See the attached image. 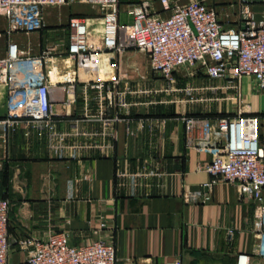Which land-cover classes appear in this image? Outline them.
Returning <instances> with one entry per match:
<instances>
[{"label": "crops", "instance_id": "obj_1", "mask_svg": "<svg viewBox=\"0 0 264 264\" xmlns=\"http://www.w3.org/2000/svg\"><path fill=\"white\" fill-rule=\"evenodd\" d=\"M144 1L164 17L172 13L161 0H120V24H131V8ZM200 1L215 8L226 27L243 29L246 17L264 16V0ZM72 3L48 9L46 27L31 34L10 33L9 22L0 16V60L8 56L11 42L34 57L51 47L59 51L44 65L45 70L59 67V81L52 88L57 135L24 123L7 140L0 139V198L11 202L13 240L67 233L73 245L112 241L117 264H170L177 259L183 264H239L242 255L249 257L248 264H264V255L257 252L261 203L203 170L214 157L208 148L226 137L216 131L211 142L204 141L197 126L190 146L184 121L186 116H235L250 108L264 146V91L256 89L251 77L231 89L228 78L211 79L199 67L182 68L175 73L179 85L170 84L159 80L151 64L141 68L140 53L128 49L99 56L102 78L111 91L124 95L126 106H108L102 116L93 91L89 106L80 91L77 102L69 105L73 94L62 59L70 45L69 12L96 9L77 1L74 10ZM75 72L82 83L79 60ZM7 102L8 88L0 83V119L7 115ZM116 116L119 121L105 124ZM53 139L64 146L63 156L52 147ZM199 189L211 200L186 202L184 194ZM26 259L27 253L14 247L8 264Z\"/></svg>", "mask_w": 264, "mask_h": 264}, {"label": "built area", "instance_id": "obj_2", "mask_svg": "<svg viewBox=\"0 0 264 264\" xmlns=\"http://www.w3.org/2000/svg\"><path fill=\"white\" fill-rule=\"evenodd\" d=\"M79 2L91 5L101 13V43L97 44L91 35L93 23L90 18L69 17L70 45L67 55L62 58L68 90L73 94L67 100L69 105L77 102L75 94L80 91L89 106L93 91L102 116L108 106H126L124 95L111 91L108 81L102 78L99 56L101 52L122 53L128 49L147 53L154 74L170 84L176 83L175 73L182 68L199 67L211 79L228 78L231 89H238L244 77H251L256 89L264 91V16L261 20L246 17L245 28L241 29L223 25L218 11L200 0H161L164 10L172 12L165 17L153 12L151 4L144 1L131 8V24L121 25L120 0ZM70 3V0H0V16L9 22L10 33L31 34L46 27L48 9L60 10ZM58 52L57 48L51 47L34 57L22 51L17 42L10 43L8 56L0 60V83L8 88L7 115L0 119V139L7 140L24 123L40 132L57 135L52 88L54 81L59 80H54L52 73H58L59 67L55 64L53 69L45 70L44 65ZM76 60L84 69L82 83L74 77ZM193 90L187 89L190 94ZM116 121H119L118 116L107 119L105 124L109 126ZM184 121L190 146L195 144L191 133L197 126L203 132L204 141L211 142L216 131L226 137L221 145L211 144L208 148L214 157L203 170L236 185L242 196H250L261 203L258 217L262 232L257 252L264 255V146L258 118L253 116L250 108H244L235 116L215 119L186 116ZM52 147L60 156L64 155V146L57 140H52ZM198 148L202 149L201 146ZM135 186H132V196L136 195ZM184 198L190 204L211 200L203 189L188 191ZM10 210V200L0 198V264L9 263L14 247L27 253L24 264L118 263L117 247L112 241L73 245L67 233L14 241L10 233ZM101 227L106 224L102 223ZM229 233L232 236L233 231ZM248 258L240 256L239 264H248ZM170 264L183 262L177 259Z\"/></svg>", "mask_w": 264, "mask_h": 264}, {"label": "rangeland", "instance_id": "obj_3", "mask_svg": "<svg viewBox=\"0 0 264 264\" xmlns=\"http://www.w3.org/2000/svg\"><path fill=\"white\" fill-rule=\"evenodd\" d=\"M77 1H79V0H70V2H74V3L71 4V7L70 8H75L74 10H77V7H72V5L75 4V2H77ZM67 8H69V7H67ZM69 13L71 14V16H82L81 14H84V15L89 14L88 16L91 17V19L93 20V22H92L93 23V26H92V30H91V35H92V37H93L94 40H96L97 42H99V39H100V37H99L100 36V30H101V27H102V25H101L102 24V15L99 12V10L90 8V10L89 11L87 10V12H83L81 10H77L76 12L72 11V12H69ZM136 51H138L140 53L141 68H144L147 65L150 66L151 61H150L149 55L147 53L141 52V51H139L137 49H136ZM158 78H159V80L160 79H163L160 76H158ZM184 80H186V79H183L182 78V81H184ZM179 82L177 84V79H176V84L177 85H179ZM185 84L186 83H184V85ZM159 94H161V93H159ZM175 94H177V93H175ZM162 98L163 99H167L164 96H162ZM160 99H161L160 97H157L156 100H160Z\"/></svg>", "mask_w": 264, "mask_h": 264}, {"label": "bare ground", "instance_id": "obj_4", "mask_svg": "<svg viewBox=\"0 0 264 264\" xmlns=\"http://www.w3.org/2000/svg\"><path fill=\"white\" fill-rule=\"evenodd\" d=\"M93 65H94V64H91L90 66H93ZM52 77H53L54 80L59 79L58 74H57V71H53V73H52Z\"/></svg>", "mask_w": 264, "mask_h": 264}]
</instances>
